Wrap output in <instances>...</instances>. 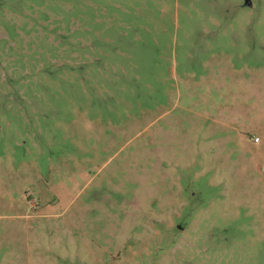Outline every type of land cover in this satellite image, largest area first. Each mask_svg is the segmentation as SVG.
I'll list each match as a JSON object with an SVG mask.
<instances>
[{
  "label": "rangeland",
  "instance_id": "rangeland-1",
  "mask_svg": "<svg viewBox=\"0 0 264 264\" xmlns=\"http://www.w3.org/2000/svg\"><path fill=\"white\" fill-rule=\"evenodd\" d=\"M0 264H264V0H0Z\"/></svg>",
  "mask_w": 264,
  "mask_h": 264
},
{
  "label": "water",
  "instance_id": "water-1",
  "mask_svg": "<svg viewBox=\"0 0 264 264\" xmlns=\"http://www.w3.org/2000/svg\"><path fill=\"white\" fill-rule=\"evenodd\" d=\"M250 4V3H249Z\"/></svg>",
  "mask_w": 264,
  "mask_h": 264
}]
</instances>
